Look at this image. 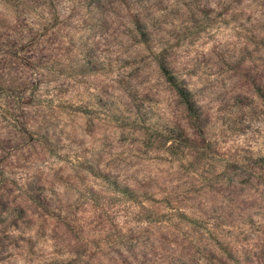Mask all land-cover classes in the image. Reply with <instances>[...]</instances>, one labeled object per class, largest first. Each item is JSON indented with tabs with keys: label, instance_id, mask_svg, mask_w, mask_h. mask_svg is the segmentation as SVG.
Returning a JSON list of instances; mask_svg holds the SVG:
<instances>
[{
	"label": "clouds",
	"instance_id": "obj_1",
	"mask_svg": "<svg viewBox=\"0 0 264 264\" xmlns=\"http://www.w3.org/2000/svg\"><path fill=\"white\" fill-rule=\"evenodd\" d=\"M0 264H264V0H0Z\"/></svg>",
	"mask_w": 264,
	"mask_h": 264
},
{
	"label": "rangeland",
	"instance_id": "obj_2",
	"mask_svg": "<svg viewBox=\"0 0 264 264\" xmlns=\"http://www.w3.org/2000/svg\"><path fill=\"white\" fill-rule=\"evenodd\" d=\"M131 75V74H130ZM113 120H116V117L114 116L113 117ZM118 130V129H117ZM125 139V137L123 135H121V142H123ZM230 258H231V254H230ZM247 258V257H246Z\"/></svg>",
	"mask_w": 264,
	"mask_h": 264
}]
</instances>
